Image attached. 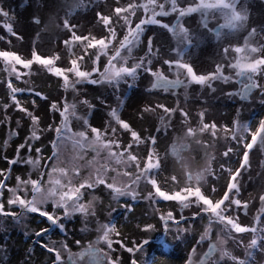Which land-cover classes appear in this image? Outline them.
Segmentation results:
<instances>
[{
    "label": "rangeland",
    "instance_id": "rangeland-1",
    "mask_svg": "<svg viewBox=\"0 0 264 264\" xmlns=\"http://www.w3.org/2000/svg\"><path fill=\"white\" fill-rule=\"evenodd\" d=\"M201 1L210 9L216 8L219 3L223 4L224 7H230L231 3V0ZM140 2L146 3L147 1L140 0ZM159 2L163 1L159 0ZM123 3L126 4L127 0H123ZM166 3L169 4V0ZM28 4L31 5L30 15L24 13V5ZM115 6L116 0H0V10L7 12L6 16L0 15V36L5 37L3 41H0V51L13 50L14 46L19 54L30 55L29 48L31 41H34L37 53L42 54L43 58L55 57L56 55L61 58L55 66L70 67L71 60L78 59L79 61V58L84 56L89 58L81 62V70L92 71L98 67L102 71L105 68L109 75L113 74L118 65L120 68L125 67L126 59L129 68L138 62L137 58L141 57L145 60L143 67L135 77L123 74L118 82L101 85L75 83L73 89L66 91L63 87V79L66 84L75 82L78 79L75 72L69 76H64L61 73L62 79L61 77L55 78L40 65H34L31 69H23L22 66L15 65L17 71L14 73L12 58L5 57L8 62L7 67H5V62L0 59V182L7 180L0 205H3L5 210L15 212L16 216L20 210H24L15 193L17 187L20 189L19 195L29 201L33 208L37 206L43 208L52 204V199L46 191L48 188L47 175L44 176L43 183L39 187H36L32 179L41 177L45 171L41 165L48 164V158L51 155L50 140L55 138V133L54 131L49 133L46 130L47 127L49 125L63 127L62 121L65 118L68 121L67 127L70 131L66 134L62 133L61 160L64 161L63 166L69 169L70 164L74 162L80 167L82 174L80 177L70 178V184L69 179L66 178L64 191H67L69 186L75 188L85 178H91L94 182L96 169L106 165L109 171L105 173V176L111 184L121 188L131 185V190L136 191L138 196V200L133 202L135 208L132 219L124 221L123 217L119 216L121 211L119 204L111 196H100L93 192L86 193L80 201V205L87 210L86 214L80 216L75 227L71 223L68 224L73 230H69L67 226V234L71 233L75 238L68 237L70 239L65 238L63 241L58 238L60 236L55 237L53 226L47 223H39V217L28 212L17 219L9 218L6 215L0 216V262L3 260V264H25V256L31 248L32 241L28 240L25 243V234L31 235L34 240L36 237L33 233L44 227L51 229L45 240L54 236L52 244L54 247L57 245L62 254V251L74 249L77 241H79L80 246L78 251L91 247L95 241L101 242L102 245L98 251L103 257V264H108L109 260L112 261V264H121V253H123V260L126 264L130 255L123 245L120 248L113 247L116 243L117 232L123 238L124 243L130 247H132L134 240L141 242L144 239L150 240V246L145 247L143 251L137 254L136 259L139 264H185L186 258L189 264H199L203 258L206 246L193 251L192 246L195 241L193 240L188 244L183 240L182 234H176L178 231L183 233L184 225H180L179 228L171 226L170 232H161L158 214L167 212L170 208H175L179 214V205L176 202L165 201H161L158 205L149 204L144 198L147 196L150 185H147L146 178L141 175V170L148 162L147 155L150 154L153 163L151 175L165 192L171 191L175 195L177 189H207L213 186L220 190L222 195L228 179V174L222 172V169L235 170L240 166L242 159L240 157L244 151L241 148L246 141L247 130L253 125H258L262 119L259 116L264 113V69L252 72L256 78L253 84L255 83L257 86L253 85L255 87L246 96H239L237 92L232 100L223 106L218 115L220 119L213 122V109L219 103L218 99L220 98L218 88L216 89L214 85L209 93L210 98H207L203 89L209 79L204 84H196L191 82L186 74V76H180L183 80L181 84H178L175 79L179 76H172V74L178 73V65L184 63L185 57L193 55L199 48L210 44V47H214L213 52L220 53L226 60V69L231 70L233 68L231 65L237 63L235 56L231 57L232 60L228 59L227 52L224 51L225 48L221 47L223 37L214 33L213 29L210 28V22L203 25L198 23L202 18L201 10L205 8L201 4L199 5L200 15L194 19L197 23L195 28H191L192 20L188 16H179L175 13L176 18L171 19L161 15L159 21L167 27L154 24L146 26L142 41L139 44L130 41L129 43H132L131 50L127 46L122 50L121 41L125 38L127 26L121 28L120 25L123 21L114 20L113 23L117 31L116 34H111L97 18V13L106 14L110 8ZM235 10L236 6L232 3L229 11L234 14ZM24 17L38 22L32 23L31 29L26 33V40L27 38L30 40L22 48L20 47L21 42L16 41L15 37H9L2 25H13L14 29L19 32ZM140 18H146L143 10L138 14V18L133 17L134 23H138ZM65 20L75 25L76 34L82 33L84 36L105 39L108 40L107 44L85 50L82 43L73 41L65 48L64 39L71 40L70 35L65 36L66 30L63 24ZM130 21L131 16H129ZM134 32L135 30H133ZM150 38L152 40L151 54L147 50V41ZM9 40L11 43L8 42ZM134 40H140V38L134 36ZM164 53L168 55L164 59L170 60L171 66L164 64L161 68H164L169 74L158 78L161 81L160 88L154 89L152 85L155 77H149L146 69L151 65L156 70H161L155 62ZM97 56H100V61L95 63ZM111 61H115V63H112L111 68H109ZM191 66L193 67V64ZM237 70L233 72L232 76L235 77ZM194 71L198 75H211L210 73L200 74L196 68ZM17 74L20 75L19 79H17ZM81 78L86 79V77ZM214 78L217 79V75ZM218 79H221V76ZM9 83H11L12 88L21 91L13 94L8 87ZM35 91L48 96L49 99L47 101L41 100L34 95ZM14 95L15 101L19 102V107L33 112L37 117H42L43 122L33 126L27 112H21L18 107L14 106ZM85 100L90 102L93 109L90 110L83 104ZM53 103L57 105L59 111L54 112L51 109L50 106ZM159 104L171 108V111H163V108L158 110L156 105ZM65 105L69 106V112L66 113V117H61L60 111L64 110ZM73 105L75 106L74 114L71 107ZM144 106L152 109L143 112ZM110 108L118 111L121 118L129 123L132 130L138 133L140 140L138 145L133 144L129 149L131 153L124 152V148L131 142V134L120 129L119 125L112 121L111 127L117 129L115 136L119 138L118 142L122 144V147L112 149L117 153L115 157H110L108 151H102L100 156H97L96 153L88 149L87 142L76 136L75 133L85 131L88 141H91L93 139L91 127H97L104 135L111 138L113 134L109 128V117L107 116ZM181 112L186 113L187 116H182ZM85 118L89 120L87 127L83 124ZM204 124L210 126L215 124L216 128L213 131L211 127L205 128ZM33 129L41 137V140L31 141ZM105 129L108 131L105 132ZM150 134L157 138L155 144L151 142ZM26 142L32 143L33 147L30 152L26 149L21 150L24 160L31 155L33 160L39 159L41 164L36 161L33 166L26 165L24 160L15 166L8 163V159L18 158L17 149ZM81 144L84 145L83 148L80 146ZM262 145L258 146L256 154L254 153V163H259L264 159L262 156L264 145ZM36 147L42 149L40 154L35 152ZM229 148L232 149V153L229 157H224L223 153ZM169 149H175V154H169ZM239 151H241L240 156L237 155ZM132 155H135L137 159L131 160ZM94 159L95 163H92ZM10 169H14L11 171V179H9ZM248 172L249 174L243 175L245 177H241L240 184H243V178L247 180V176H250L249 179L254 178L250 173L252 172L251 164ZM21 174H23L24 181L17 184L16 176ZM138 176L140 178L137 180ZM259 181L263 187L262 191H264V176ZM146 186L148 188L145 191ZM9 187L13 189L11 192H8ZM34 188L35 195L33 194ZM242 191L245 192L243 189ZM216 198L219 197H213V199ZM60 199H63V196ZM9 200H17L16 206H10ZM245 200H248L251 206H256L253 203V198L248 199L246 196ZM33 201L35 203H32ZM257 205L256 207H260V204ZM112 208H117V212L113 213L115 228L110 232L111 237L108 238L105 235L108 232L104 230L103 225L104 221L109 219L108 213ZM155 208H159L158 213H154ZM191 211V209L184 210V216L187 218ZM56 214L59 216L61 213ZM137 219L140 225L145 223L156 225L155 230L140 234L136 227ZM197 224L199 227L188 228V232L208 240L207 220L198 221ZM211 227L213 229L211 242L216 244V252L209 259V264H240L237 261L241 256L240 247L244 244L250 248L252 245L248 241L253 236L236 234L234 231L229 233L228 228L219 222ZM232 228L234 229L235 225H232ZM93 229L100 233L97 239V236L95 239L93 236H89L90 233L87 234L88 236L84 234L91 232L90 230L93 231ZM159 233L162 236L159 240L164 239L169 245L166 249L168 258L157 256L160 245L158 242L154 243V239ZM259 235L260 237L256 238L258 243L254 246L257 248L259 245V249H257L256 254L252 250L254 255L250 260L252 264H258L260 260L264 263V256L263 258L258 257L259 254L264 255V241H261L264 236H261L262 233ZM88 238H91V241ZM178 241L180 243H177ZM109 247L114 249L110 250ZM37 252H39L38 249ZM73 256V264L74 262L89 264L87 257L80 260L77 254H73ZM48 261L47 257H40V260H36L33 256L28 264H34V262L47 264ZM61 264L63 263L61 262Z\"/></svg>",
    "mask_w": 264,
    "mask_h": 264
},
{
    "label": "snow or ice",
    "instance_id": "snow-or-ice-1",
    "mask_svg": "<svg viewBox=\"0 0 264 264\" xmlns=\"http://www.w3.org/2000/svg\"><path fill=\"white\" fill-rule=\"evenodd\" d=\"M249 0H245V4H247ZM171 6L172 13L182 12V9L178 7L177 0H169ZM168 5L159 2V0H147L146 3H141L140 0H127V3L124 4L123 0H116V6L114 8H110V11L106 14L101 15L97 13V18L102 25L107 28L108 33L116 34V27L114 26V20H121L123 23L120 25L121 28L127 26V33L125 34L124 40L121 41V49L123 50L125 46L129 50L132 48V43L139 44L142 41L144 36V29L148 25H158L160 27H167V25L162 24L159 21V17L164 14H169L167 12ZM146 14V18H140L138 23H134L133 17L138 18V14L140 11ZM194 10V9H193ZM31 5H24V13L30 15ZM150 12V14H149ZM0 15H7V12L0 10ZM129 16H131V21L129 22ZM248 16H241L239 13L233 14V20H247ZM38 22L33 21L28 18H23L21 22V30L17 32L13 25L3 24L2 27L6 30L9 37H15L16 41L21 42L20 47H24L25 43H27L30 38L26 40V33L31 29L32 23ZM232 21H228L226 26L231 25ZM65 28V36L70 35L71 40L64 39L65 48L68 47L70 43L73 41L80 42L84 45V49L87 50L89 48L95 49L97 46L106 45L107 41L105 39L96 38L94 36H84L81 34H76L75 25L71 24L68 20L63 22ZM134 24V27H133ZM133 30L135 32L133 33ZM256 32V28L253 27L249 30V36H254ZM134 36H138L140 40H134ZM5 37L0 36V41H3ZM132 43H129V42ZM11 43V40L8 41ZM151 38L147 41V50L149 54H151ZM245 45H248V37L245 38ZM225 52L228 51L227 48L224 49ZM232 51L235 53H241L243 49L241 47H233ZM251 51L258 52L260 49L251 48ZM29 54H19L18 50L13 46V50H2L0 51V59L5 62V67H7V60L5 57H11L12 63L14 65L13 71L16 73L15 65L22 66L23 69H31L34 65H40L43 69H45L49 74L55 77L69 76L73 72L76 73L78 79L70 84H66L63 79V87L67 91L68 89H73L75 87V83H87L93 85H101L104 83H112L118 82L121 75L128 74L131 77H135V75L139 72V70L143 67L145 60L141 57L137 58L138 62L134 64L133 67L129 68L127 66V59L125 60V67L120 68L119 65L114 70L112 75H109L108 72L103 68L101 71L98 67H95V70L85 71L81 70V62L84 59L89 57L81 56L76 60L70 61V67H59L55 66L56 63L61 59L58 55L55 57L50 56L48 58H43L42 54L37 53L36 44L34 41H31V45L29 48ZM100 61V56H97L96 61ZM112 63L115 61H111L109 63V68H111ZM165 65L171 66V61H164ZM237 69H247L251 72H258L261 69H264V57L253 60L248 63H242L237 61V63L231 65ZM179 68H181L188 76L191 82L196 84H204L206 80L210 79V76L198 75L194 68L189 64H179ZM147 75L149 77L154 76L155 81L152 85L154 89L160 88V77L165 76L162 70H156L151 65L146 69ZM95 73V75H94ZM216 73H221V68L217 66ZM86 77V79L81 78ZM20 78V75L17 74V79ZM8 87L12 90L13 94L21 91L20 89L12 88L11 83H9ZM34 95L39 97L43 101H47L49 98L46 95H42L39 91H35ZM14 106L18 107L21 112H27V116L31 121L33 126L42 123L43 118L37 117L33 112L27 111L26 109L19 107V102L15 101V95L13 96ZM35 103V101H33ZM83 104L87 106L88 109H93V106L89 101H83ZM51 109L55 111H59L57 105L55 103L51 104ZM74 114V105L71 106ZM158 110L163 108V111H171V108L164 107L159 104L156 105ZM152 108L148 106H144L142 111H148ZM140 110V109H139ZM138 110V111H139ZM69 112V106L65 105L64 110L60 111L61 117H66V113ZM182 116H187L186 113L181 112ZM107 116L109 117V128L112 132V137H108L104 135L97 127H91V133L93 134V139L88 141V137L86 136L85 131H79L75 133L76 136L81 138L83 141L87 142L88 149L96 153L97 156H100L102 151H108L110 157H115L117 155L116 152L112 151L113 148H121L122 144L118 142L119 138L115 136L117 129L115 127H111V122L115 121L117 125H119L120 129L125 130L131 134V142L128 144L126 148H124V152L131 153L129 149H131L133 144L138 145V141L140 140V136L137 132L132 130L129 123L125 122L121 115L118 113L116 109L110 108L107 112ZM80 119V117H77ZM67 119L65 118L62 121L63 127H54L49 125L47 127V131L49 133H55V138L50 140L51 146V155L48 158V164L41 165L45 171L41 175L39 179H32L36 187H39L44 180V176L47 175L48 178V188L46 191L52 199V204L47 207H31L30 202L25 200L24 197L20 196V189L17 187L15 189V193L18 196L20 206L29 214L38 216L39 223H47L51 226H54L57 230L58 234L65 235L67 233V225L69 223L73 224L75 227L76 222L80 220V216L82 214H86L87 210L80 205V201L83 199V196L88 192L97 193L100 196H111L118 204L121 211L119 212V216L123 217L124 221H130L134 215L135 204L133 202L138 200L137 192L131 190V185L125 186V188H121L115 184H111L109 180L106 178L105 173L109 170L106 165L100 166L95 171L94 182L91 178H85L81 181V183L75 188L69 186L67 191H64L65 188V180L66 178L80 177L81 170L80 167L72 162L70 164V169L64 167V161L61 160V144L63 143V134H66L70 129L67 127ZM233 123H236L233 121ZM84 126H89V120L87 118L83 119ZM205 128H210L214 131L216 128L215 124L211 126L208 124H204ZM259 131L258 132H249L247 136V140L243 144L244 151L242 153V159L240 162V166L233 169L223 168L222 172H226L228 174V179L226 183L225 189L222 191L218 190L216 187L210 186L207 189L193 188V189H177L176 194L174 195L171 191L165 192L162 190L161 186L158 185L156 180L151 175L153 163L151 159V155L148 154V162L145 163L144 167L141 170V175L146 178V182L150 185L147 196L144 198L151 205H158L161 201L165 202H176L179 205L180 212L177 214L175 208H170L167 212L159 213L158 220L162 224L165 232L171 231V226H175L179 228L180 225H184L185 228L183 233L177 232V235L183 236V240L190 244L193 240L195 241L192 246V250H199L202 246H206V251L203 254V258L200 260L199 264H209V259L216 252V244L211 242V237L213 235L212 225L219 223L224 224L229 233L235 232L236 234H249L255 233L256 229L252 227V223L257 225L264 224V192L260 193L255 199L260 202V207L257 210L256 215L251 223L248 226H242L243 221L241 220V214L245 217L249 215L250 204L248 200H245L242 195L243 185L239 183L238 178L241 176V170L250 164V156L251 150H253L254 146H257V143L260 142L264 144V119H261L258 124ZM108 129H105L107 132ZM150 139L153 144L156 143L157 138L152 137L150 134ZM235 139V137H233ZM41 137L37 135L35 129L31 131V141H39ZM82 148L83 144L80 145ZM33 145L30 142L23 143L17 149L18 158L17 159H8L7 162L12 165H19L21 160H24L21 150L26 149L29 152L31 151ZM35 152L40 154L42 149L39 147L35 148ZM232 153V149L229 148L226 150L223 155L224 157H229ZM131 160H136L137 157L132 155ZM36 161L41 164L39 159L33 160L31 155L28 156L24 163L26 165L33 166ZM95 163V159L92 161ZM50 168V170H48ZM9 170V179H11V171ZM74 173V174H73ZM59 174V175H57ZM140 177H137V180ZM17 184L24 181L23 174L16 176ZM135 183V181H133ZM7 185V180L0 182V199L3 198V193L5 186ZM154 185V187H153ZM128 189V190H126ZM12 187L8 188V192H11ZM33 194L35 195V188L33 189ZM63 196V199L60 197ZM213 197H219L213 199ZM43 202V201H42ZM9 205L15 207L17 204V200H9ZM32 203H35L33 201ZM191 209V214L186 218L184 216V210ZM62 213V215L58 216L56 213ZM117 212V208H112L108 213L109 219L104 221V230L106 232H111L115 228V224L113 223V213ZM159 208L154 209V213H158ZM233 213H235V217H233ZM0 215H6L9 217H16L15 212L7 211L4 209L3 205H0ZM157 216V215H156ZM207 220L208 229L207 234L209 239L204 240L201 239L194 234L188 232V228H197L199 227L197 222ZM232 225H235V228H232ZM137 231L140 234H143L148 231H153L156 228V225L151 223H145L143 225L139 224V220L136 222ZM51 229L49 227H44L36 230L33 235L36 237L32 242V247L28 250L25 256V264H28V261L32 259L34 256L36 260H40V257H47L51 264H61V257L59 252L55 247H48V243L45 240V237L48 236ZM264 231V229H262ZM116 243L113 245L114 248H120L121 245L124 246V249L127 253H129V257L126 261V264H139L136 259L137 254L145 247L150 246V240L144 239L142 242L140 240L132 241V247L124 243L123 238L120 237V234L116 233ZM241 237H244L241 235ZM28 240H32V236L25 234L24 242L27 243ZM160 245V250L157 252V256L168 258L166 249L169 247L168 243L165 242L164 239H160L157 241ZM249 244L255 246L258 243V240L253 236L249 239ZM177 243H180L178 241ZM79 244V241H77ZM39 249V252H37ZM80 260H83L85 257L88 258L89 264H103V257L99 253L97 249L94 248H86L82 252L78 254ZM76 264V262H74ZM108 264H112V261L109 260ZM121 264H125L123 260V253H121ZM185 264H189V261L185 260Z\"/></svg>",
    "mask_w": 264,
    "mask_h": 264
},
{
    "label": "bare ground",
    "instance_id": "bare-ground-1",
    "mask_svg": "<svg viewBox=\"0 0 264 264\" xmlns=\"http://www.w3.org/2000/svg\"><path fill=\"white\" fill-rule=\"evenodd\" d=\"M162 1H163V3L167 2V0H162ZM177 2H178V7H180L182 9V12H179L177 14L179 16H188L192 20L191 28H195L197 25V23L194 19H196L198 17V15H200L199 5L201 4L205 8V9L201 10L202 11L201 12L202 18L199 20L198 23L203 25L204 23L210 22V28L213 29L214 33L218 36L223 37L222 41H221L223 43H221V42H219V43H221V47L228 49V51H227L228 59L232 60L231 57L235 56L237 58L236 61H240L242 63H248V62H251L253 60L264 57V0H249V2L247 4H245V0H231L230 1L231 2L230 7H228V6L224 7L223 4L221 5L219 3L216 5V8H212V9L207 8L205 6L204 2L202 3L201 0H177ZM232 3H234L236 6V10L234 11L235 13H239L241 16H245V15L248 16V19L246 21L245 20H233V14L229 11ZM166 4L168 5L167 12L169 14H164V15L171 18V19H175L176 15H175V13L171 12L170 3L169 4L166 3ZM230 20L232 21L231 25L226 26L227 22ZM253 27L256 28L255 35L249 36V30ZM246 37H248V45H245V38ZM210 45L199 48L197 51H195V53L193 55H191L189 57H185L183 59V61L185 64H189V65L193 64V68H196V70L198 72H200V74H203V73H210L211 74L210 75L211 78L208 80V83H207L206 87H204L203 91H204V95L207 98H210L209 93L211 91V88L214 87V85H215L216 89L218 88V90L220 92V98L218 99L219 103L216 104V106L213 109V113H212L213 122H217L220 119L218 117V115L222 111L223 106H226L227 105L226 103L229 102L230 100H232L233 96L237 92H238L239 96L248 95L250 90L255 87L253 85H256L255 83L253 84L254 79L256 80V78H254V76L252 75V72L248 71L247 69H238L235 77L232 76L233 72L237 68L233 67L231 70L226 69V65H225L226 60L224 59V57L221 56L220 53H218L216 51L214 53L213 52L214 47H210ZM233 47H241L243 49V51L241 53H235L232 51ZM253 47L260 49V51H258V52L251 51V48H253ZM166 57H168V55L166 53H164L162 56H160L159 60H157L155 62V64L161 68L165 64L164 61H167L164 59ZM184 63H182V64H184ZM217 66H219L221 68V73H219V74L216 73ZM161 70L163 71L165 76H168L169 73H167V71L164 68H161ZM85 71L87 72V70H85ZM216 75H217V79L214 78ZM172 76H175V77L179 76V78L175 79V81H177L178 84H181L183 79H181L182 77H180V76H186V73L181 68H178V73L172 74ZM219 76H221V79H218ZM220 80H222L223 82ZM241 84H242V88H241ZM195 104H197L196 101H195ZM204 109H206V108L204 107ZM259 117L264 119V113H262V115ZM250 131L253 133L258 132L259 131L258 125H253L247 130V133L245 135L246 140H247L248 133ZM261 145L262 144L260 142H258L257 146L254 147L256 149L253 148V150L251 151L250 164L252 165V172H250V173L252 174V177H254L253 178L254 180L249 179L250 176H247V180H245L246 178H243V184H241V185H243L242 189L245 191V192L242 191L243 198L245 199L246 196H248V199L253 198V203L256 206H258L257 204H260V202L255 198L260 193L264 192V191H262L263 187L261 185V182L259 181V179L262 176H264V159L262 161H260L259 163L253 162L255 160V154H256L255 152L258 149V146H261ZM241 149L244 150V147ZM174 151H176V150L175 149H173V150L169 149L168 152H169V154L170 153L175 154ZM179 152H180V150H179ZM237 155L240 156L241 151H239L237 153ZM262 156H264V154ZM240 158H242V156ZM250 164L241 170V176L238 178L239 183L242 180L241 177H245V176H243L244 174H249L248 170H249ZM147 188L148 187L146 186L145 191ZM256 206H250L249 215L247 217H245L241 214V220L243 221L242 226H248L249 223H251L253 221L254 216L256 215L257 210L259 208ZM60 215H62V213ZM233 217H235V213H233ZM67 226H68L69 230H73L69 225H67ZM252 227L254 229H256V231H255V233H249L250 235L255 236V238H257V237L259 238L260 237L259 234L262 233L263 235H261V236L262 237L264 236V231H262V229H264V224L257 225L255 223H252ZM90 231L91 232L84 233L85 236H88L87 234L90 233L89 236H91V237L93 236L94 239L97 236L96 237V239H97L98 235H100V233L98 231H95L94 229H93V231L92 230H90ZM163 231H164V229H163V226L161 224V232H163ZM54 234H55V237L60 236L58 238H61L62 241L68 237H70L72 239L75 238V236L71 233H69V234L66 233L65 235L58 234V232H56L55 227H54ZM105 235L108 236V238L111 237L110 232L106 233ZM160 237H162V236H160V233H159L158 236L156 237V239H154V243L157 242ZM70 238H68V239H70ZM88 239L91 241V238H88ZM261 241H264V237L261 239ZM101 245H102L101 242L95 241V244L92 245L91 247L99 250ZM246 246H248V245L243 244V246L240 247L241 256L237 260L238 263H240V264H247V263L252 264V263H250L251 257H254V255L252 254V250H253L254 254H256L257 249H259V245H257V248H255L253 245L250 248H248ZM55 248L59 252L60 257H61V262L63 264H73V262H72L73 261L72 259L74 257L73 254L78 255L80 252L83 251V250H79L80 252L78 251L80 246H79V244H77V242L73 247L74 249H69L66 252L62 251L63 254L60 252L61 250H59L57 248V245L55 246ZM109 249H110V247H109ZM112 249H114V248L111 247L110 250H112ZM75 251H76V253H75ZM63 256H64V259H63ZM263 256L264 255L259 254L258 257L263 258ZM255 264H257V263H255ZM258 264H264V263L262 262V260H260V262Z\"/></svg>",
    "mask_w": 264,
    "mask_h": 264
},
{
    "label": "flooded vegetation",
    "instance_id": "flooded-vegetation-1",
    "mask_svg": "<svg viewBox=\"0 0 264 264\" xmlns=\"http://www.w3.org/2000/svg\"><path fill=\"white\" fill-rule=\"evenodd\" d=\"M25 212H26L25 210H20V211L18 212V215L15 217V219L24 216V213H25ZM0 216H4V215H0ZM9 218H10V217H9ZM12 219H14V218L12 217ZM53 227H54V226H53ZM35 239H36V238H35ZM35 239H34V240H35ZM52 240H54V236L51 237V238H49V239L46 238V241H47V243H48V247H50V248L54 247V244H52ZM32 242H33V239H32V241H31V247H32ZM38 251H39V249H38ZM0 264H3V260H1ZM23 264H24V263H23ZM34 264H38V263H37V262H34ZM47 264H51V262L48 261Z\"/></svg>",
    "mask_w": 264,
    "mask_h": 264
}]
</instances>
